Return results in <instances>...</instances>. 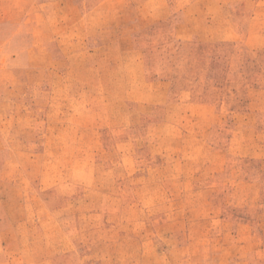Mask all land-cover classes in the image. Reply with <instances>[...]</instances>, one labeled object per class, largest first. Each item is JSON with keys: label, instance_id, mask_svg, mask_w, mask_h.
Segmentation results:
<instances>
[{"label": "rangeland", "instance_id": "1", "mask_svg": "<svg viewBox=\"0 0 264 264\" xmlns=\"http://www.w3.org/2000/svg\"><path fill=\"white\" fill-rule=\"evenodd\" d=\"M31 3L0 0V264H264V0Z\"/></svg>", "mask_w": 264, "mask_h": 264}, {"label": "crops", "instance_id": "2", "mask_svg": "<svg viewBox=\"0 0 264 264\" xmlns=\"http://www.w3.org/2000/svg\"><path fill=\"white\" fill-rule=\"evenodd\" d=\"M106 0H103V3L105 2ZM24 4H26V7H28V6H31V0H10V6L11 5H18L20 8L24 5ZM104 7V5H98L97 7H94V8H96V9H98L101 13H102V8ZM94 8H92V9H94ZM105 8V7H104ZM128 9V7L126 6V4H122V5H120V7L116 10V11H113V10H111L112 12H114L113 14L115 15V14H118V18H123L124 17V14H126V10ZM216 11L218 12V13H216V18L218 17V18H220V17H223L224 16V13H223V9L222 8H220L217 4H216ZM104 13H106V14H108L109 13V11H108V9H104V11H103ZM134 13V12H133ZM232 17H235V19L234 20H236V17H237V20H238V15H236V14H232V16H231V18ZM90 18V15H88V19ZM217 18V19H218ZM120 21V20H119ZM135 23H136V21H135ZM89 28H91V26H92V24L90 23V22H88V25H87ZM107 24L106 23H104L102 26H101V31L103 30V29H105V28H107ZM116 27L118 26V25H115ZM120 27H118V29H119ZM92 29H94V30H98V31H100L99 30V26L98 27H94V26H92ZM117 29V28H116ZM109 30H112V28L110 27V29ZM113 30H115V28H113ZM92 34H94V33H92ZM216 38H220V37H216Z\"/></svg>", "mask_w": 264, "mask_h": 264}]
</instances>
